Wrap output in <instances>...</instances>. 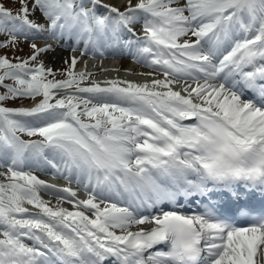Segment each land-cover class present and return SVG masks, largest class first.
I'll return each mask as SVG.
<instances>
[{
    "label": "snow or ice",
    "instance_id": "6c2138e0",
    "mask_svg": "<svg viewBox=\"0 0 264 264\" xmlns=\"http://www.w3.org/2000/svg\"><path fill=\"white\" fill-rule=\"evenodd\" d=\"M13 2L0 49L30 52L0 55V264H264V209L238 206V226L210 199L264 196V0ZM67 41L79 55L46 66ZM109 49L153 78L77 70ZM196 197L201 212L152 214Z\"/></svg>",
    "mask_w": 264,
    "mask_h": 264
},
{
    "label": "bare ground",
    "instance_id": "6f19581e",
    "mask_svg": "<svg viewBox=\"0 0 264 264\" xmlns=\"http://www.w3.org/2000/svg\"><path fill=\"white\" fill-rule=\"evenodd\" d=\"M105 3H117L116 0H104ZM72 48L71 46H69V48L67 49V53H64V52H59L60 54H49V53H46L43 55V59L47 62H54L56 63L58 60L60 61V59L64 56V54L66 55V58H69L71 57L72 55L69 53V51H71ZM53 52H56V49L54 47V49L52 50ZM65 61V60H64ZM105 63L107 64L108 63V60L105 61ZM84 63H79L78 66H77V70H81L84 68ZM61 68V67H60ZM116 69H119V71H108L105 73V76H104V80L105 79H111L113 77V74H111L110 72H114L116 73V75L118 77H120L121 79H128V80H136V79H144V76H141L140 73H142L143 71H140L138 69L136 70H133L130 72V70L127 68V63L126 62H122L120 64L119 67H117ZM96 71V70H95ZM121 75V76H119ZM123 75V76H122ZM131 78V79H130ZM32 102L28 103V104H25L26 105H30ZM52 205H56V203L54 202H51ZM30 243V242H29Z\"/></svg>",
    "mask_w": 264,
    "mask_h": 264
},
{
    "label": "rangeland",
    "instance_id": "374dc122",
    "mask_svg": "<svg viewBox=\"0 0 264 264\" xmlns=\"http://www.w3.org/2000/svg\"><path fill=\"white\" fill-rule=\"evenodd\" d=\"M0 2H3L9 8L18 7V5L15 4L13 2V0H0ZM3 38L0 37V39H3ZM29 52H30V49L28 47V43L27 42H22L18 48H4V49H0V55H6L10 59H12L14 57L26 58L27 55L29 54ZM41 59L43 60V62L45 63L46 66L52 67L53 69H62L64 67H66V65L64 63L65 58H61L60 61L58 60L56 63H54L52 61L51 62L45 61L43 59V56L41 57ZM57 78H61V77L58 76ZM8 83H11V81H8ZM0 91H3V89H0ZM27 100L28 99H17L15 101H8V102H6V105L10 106V105H19V104H22V103L24 104V103H26Z\"/></svg>",
    "mask_w": 264,
    "mask_h": 264
}]
</instances>
